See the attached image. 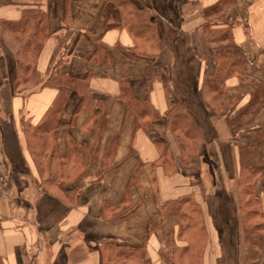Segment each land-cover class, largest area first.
Here are the masks:
<instances>
[{"label":"crops","instance_id":"obj_1","mask_svg":"<svg viewBox=\"0 0 264 264\" xmlns=\"http://www.w3.org/2000/svg\"><path fill=\"white\" fill-rule=\"evenodd\" d=\"M130 1L151 14L163 50L157 62L127 53L141 40L123 26L114 0H0V29L3 22L19 21L26 10L45 14L47 36L35 61L40 79L54 65L57 74L87 76L99 101L93 110L82 104L75 111L81 97L71 93L50 138L59 157L71 150V160L80 159L82 153L69 148L75 143L87 158L76 163L82 173L75 179L44 183L31 131L57 90L39 84L16 91L15 55L0 33V264H171L165 257L170 240L179 246L187 242L177 239L176 218L165 219L163 204L189 192L203 208L202 264H218L219 228L208 214L207 198L222 186L232 207L236 204L238 152L251 144L256 131L261 136L254 149L264 156V93L259 94L264 88V0ZM206 21L220 28L231 25L232 48L244 65L227 79L226 90L239 103L229 116L206 109L196 114L203 137L196 145L199 154L187 161L171 125L170 83L164 75L148 82L146 70L167 68L172 76L192 72L198 91L203 75L215 69L201 29ZM256 96L259 105L240 118L248 125L233 137L229 121ZM128 98L148 101L157 116L139 118ZM103 113L105 130L95 152L91 147ZM144 119L147 123L139 126ZM256 186L264 213V175ZM128 248H143L145 257L131 256ZM235 249L238 260L240 241ZM262 253L264 264V244Z\"/></svg>","mask_w":264,"mask_h":264},{"label":"trees","instance_id":"obj_2","mask_svg":"<svg viewBox=\"0 0 264 264\" xmlns=\"http://www.w3.org/2000/svg\"><path fill=\"white\" fill-rule=\"evenodd\" d=\"M114 1L120 9L123 26H126L135 37L141 40L140 44H138L139 48L135 46L134 49H128L127 53L136 59L145 58L150 62H157V59H160L163 55V50L161 42L158 41L159 33L154 26L150 12L147 8L135 6L130 0ZM214 9L215 7L210 10V13L214 12ZM44 17L45 14L40 10H26L22 13L19 21L3 22L0 33L3 42L15 55L17 73L13 85L16 91H22L26 88L29 89L39 84L47 85L57 90L43 120L33 127L31 131V137L34 138L32 140V149L35 163L38 164L40 173L43 175L44 183L57 181L68 182L82 173L81 170L75 168L78 166L76 163L82 165L87 155L84 153V148L72 143L69 144V148H72L74 152H81L82 154L78 156L80 159L76 158L71 160V150L67 151L63 157H59L55 152V144L50 137H53V130L61 125L59 123L60 114L69 100L71 93H76L81 97L79 101L80 105L75 111L82 104L93 110L98 107L99 101L92 96V90L89 87L87 76L80 78L57 74L55 72L56 66L54 65L53 70L49 72L46 79H40L35 69V61L43 41L47 36ZM213 25H219V23L216 21H206L201 29L204 35L205 45L212 50L215 56V69L211 74L203 75L202 84L198 91L195 90L196 79L192 72L180 70L181 72L172 76L171 69L169 70L167 68L164 71L146 70L148 82L164 75L170 83L172 91H169L167 88V100L170 113L173 114L171 117V125L177 133L179 145L187 161H189L190 157L199 154V147L196 145L203 137L201 126L195 119L196 114H203L205 112L204 109H206L210 114L229 116L231 111L239 103V98L227 92L226 81L233 74L241 73L244 61L241 55L233 51L230 41L231 25H228L226 28L215 27ZM172 50L177 56V47ZM178 59H176V62ZM259 90V94L264 93V88ZM204 95L206 98L202 100L201 97ZM128 99L127 104L137 112L139 118H143L147 114L149 118L157 116L156 111L148 101H138L134 100V98ZM258 99L259 97L256 96L255 99L249 101L241 109V115L235 120L229 121L233 137H235L236 131L248 125V123L240 121V118L244 113H252L254 108L259 105ZM143 121H139L138 125L147 123V120L144 119ZM202 123L210 132L211 129L208 123ZM105 124L106 116L103 113L98 122L96 139L91 147L95 152L99 148L100 140L105 130ZM29 127L28 124L25 125V132H30ZM260 136L261 133L256 131V138H254L251 144L239 149V169L235 186L237 202L232 207L234 212L237 210V215L231 217L233 218L231 220L233 222L232 225L235 227L234 235H236V244L239 241L240 235L242 237L244 235L247 245V252L245 254V262L247 264H250V262L251 264H258V262H252L255 260L253 253L254 255L257 254L264 244V213L256 186L258 180L264 175V156L260 157L254 149L256 139ZM210 202L211 197L208 196V214L212 220H216L215 210H212ZM229 203L231 204L230 201ZM128 212L126 211L123 214ZM163 212L165 219L168 217L176 218L175 227L178 228L177 239L187 242L185 246H179L173 240H170L171 243L165 255L166 259L171 264H202L204 253L203 242L205 241V234L207 232L203 217V208L195 199L194 193L189 192L175 200L164 203ZM256 218L262 219L263 223L256 222ZM250 222L252 225L249 226L248 223L250 224ZM259 230L262 231L261 234H259ZM218 232L219 242L222 248L224 231L219 229ZM251 247H255L254 250L252 249L253 251H251ZM127 252L131 256L137 252V255H141L143 258L145 257V250L143 248H138L137 250L128 248ZM135 263L138 264L139 262ZM235 264H237L236 261Z\"/></svg>","mask_w":264,"mask_h":264},{"label":"rangeland","instance_id":"obj_3","mask_svg":"<svg viewBox=\"0 0 264 264\" xmlns=\"http://www.w3.org/2000/svg\"><path fill=\"white\" fill-rule=\"evenodd\" d=\"M210 133V132H209ZM209 158H207L208 160ZM210 164H213L212 162H210V160H208ZM219 178V176L217 177ZM227 188H217L216 190L213 191V193L211 195H209L211 197V205H212V210H215V218H217L216 220H213V222L215 223V226H217L220 230L224 231L223 234V246L219 252V256L217 257L218 260L217 262H219V264H235V261L237 262L236 259V238L234 235V229L235 227L232 225V206L229 203V194L227 193L226 190ZM257 189H259L257 187ZM223 221V223H222ZM256 222L258 223H263V220L260 218H256ZM228 224V225H227ZM248 225H252L251 222L250 224L248 223ZM234 232V233H233ZM262 231L259 230V234H261ZM239 241L241 242V250H240V256H239V264H247L246 261V252H247V245H246V241L244 239V235L242 237V235H240ZM243 244V245H242ZM255 248V247H254ZM254 248L251 247V251L254 250ZM253 249V250H252ZM262 249L263 246L259 249L258 253L253 256L255 258V260H251L252 262H258V264H261L262 259H263V253H262ZM223 251V252H222ZM252 256V257H253ZM223 257V258H220ZM251 264V262H250ZM254 264V263H253Z\"/></svg>","mask_w":264,"mask_h":264}]
</instances>
